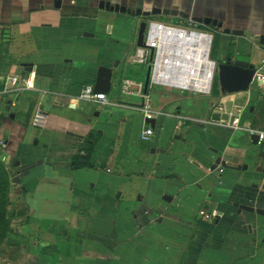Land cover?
<instances>
[{"label": "crops", "instance_id": "1", "mask_svg": "<svg viewBox=\"0 0 264 264\" xmlns=\"http://www.w3.org/2000/svg\"><path fill=\"white\" fill-rule=\"evenodd\" d=\"M100 1L216 20L221 28L205 31L219 36L220 62L230 57L262 72L264 0H0V162L19 178H12L15 214L0 264H264V216L233 206L264 211V145L223 125L242 107L239 118L264 130V83L254 81L239 102L240 93H155L148 85L154 98L147 103L170 120L157 117L148 142L129 140L121 84L129 80L141 20L101 10ZM22 65L32 70L18 71ZM99 66L112 68L106 106L77 100L94 86ZM12 76L28 78L31 88L11 90ZM223 95L228 116L212 121L214 100ZM38 110L46 115L42 128L31 123ZM106 117L117 126L111 139L98 126ZM157 120L168 129L159 137ZM89 133L99 135L86 160ZM127 144L134 148L128 158ZM76 156L83 167H72ZM218 156L246 169L212 172ZM11 159L19 165L10 168ZM249 171L259 179L241 173ZM200 210L217 217L205 221Z\"/></svg>", "mask_w": 264, "mask_h": 264}, {"label": "built area", "instance_id": "2", "mask_svg": "<svg viewBox=\"0 0 264 264\" xmlns=\"http://www.w3.org/2000/svg\"><path fill=\"white\" fill-rule=\"evenodd\" d=\"M191 27L199 28L194 22H188V28L172 26L155 21L147 22L144 34V44L151 47L153 59L150 63L151 72L149 87L160 86L165 89L179 92H191L196 94L209 95L211 93L216 63L210 59V52L213 41V34L194 30ZM149 50L137 48L133 62L148 65ZM262 72L256 70L253 82L264 83V60L261 65ZM11 90L23 91L31 88L30 80L21 76H12L8 80ZM142 83L131 80H123L121 93L124 96H136L147 99L142 95ZM134 88V90H132ZM77 100L86 101L102 106L109 105L107 96L103 93H95L92 86H85L77 95ZM143 114L146 127L139 135L141 142L150 141L154 129L151 127V120H155L162 112L152 110L148 103L142 102L139 108ZM46 115L36 111L32 118V126L42 128L45 125ZM234 124L237 119H234ZM232 121V122H233ZM235 129V128H234ZM249 136H257V144L264 145V130H248ZM221 171V169H220ZM198 216L203 220H213L217 217L216 212H205L200 210Z\"/></svg>", "mask_w": 264, "mask_h": 264}, {"label": "water", "instance_id": "3", "mask_svg": "<svg viewBox=\"0 0 264 264\" xmlns=\"http://www.w3.org/2000/svg\"><path fill=\"white\" fill-rule=\"evenodd\" d=\"M58 3V2H57ZM99 9L109 11V12H115V13H129L132 16L141 17V18H151L154 16L159 15H167V16H173V17H180L185 20H190L194 22L197 25H203L206 27L212 26V27H218L221 28L222 24L217 22L216 20H212L210 18H198V17H190L189 14L178 12L175 10H167V9H158L153 8L150 12H142L141 9L131 10L127 8L126 6L115 4L111 5L110 2L106 1H100L99 2ZM148 20H141V22L138 25V31L136 36V46L138 48H147L149 50V58L146 68V74L145 79L143 83V90L144 93L147 92L148 85H149V78H150V72H151V66L150 63L153 59V52L154 50L151 47H147L144 44V34L146 31ZM229 30H225V33H228ZM235 34L241 35L242 32H234ZM84 36L92 37V35L84 34ZM118 64H115L114 67H117ZM22 69L26 71H31L32 66H26L22 65L18 68V71H21ZM216 70H217V79L219 84V90L221 94H235V93H243L248 92L250 87L253 84L254 75L256 73V70L253 65L241 61V60H235L230 57H228L226 60L220 62L219 64H216ZM111 79H112V68L106 67V66H99L97 68L96 72V80L95 84L93 86V90L95 93H103L107 94L110 91L111 88ZM230 103H228L227 108L229 109ZM95 115H98L96 112ZM221 114L220 113H213L211 116L212 121L218 122L220 121ZM151 127L154 128V120H151ZM250 140L252 141V144L257 145V136L251 135ZM213 153H217L216 150H212ZM84 163V161H83ZM19 164L18 162H15L14 159L10 160L9 167L13 168L14 166L17 167ZM220 168H226V169H236L240 170L246 169V166H238V167H232L228 164V162L221 156L216 157L212 165L210 166V171L217 172L220 170ZM13 182L19 183L18 176H15L13 178ZM163 200H166L168 202L171 201L172 198L168 196H164L162 198ZM233 206L237 209V213H240L241 211H246L249 213H257L259 215H263V210H255L249 206L237 204L234 203ZM157 214L162 213V209L156 210ZM160 218L158 222H160Z\"/></svg>", "mask_w": 264, "mask_h": 264}, {"label": "rangeland", "instance_id": "4", "mask_svg": "<svg viewBox=\"0 0 264 264\" xmlns=\"http://www.w3.org/2000/svg\"><path fill=\"white\" fill-rule=\"evenodd\" d=\"M138 19L141 20L140 17H138ZM148 20L149 21L155 20V21H160V22H162V23H164L166 25L182 26L184 28H188V22L187 21L180 20V19H177V18L176 19H172L171 17H167V18L152 17V18H149ZM191 28L194 29V30H200V31H205L206 30V29H202V27H200V28L191 27ZM137 31H138V25L135 28V37L137 36ZM134 57H135V52H132L130 54V59L133 60ZM210 59L213 60L216 64H219L220 61H221V59L219 58L217 53L215 55L212 54L210 56ZM131 60L128 63V75H127L128 79L132 80V81H135V82H137V81L144 82L147 66L143 65V64H138L136 62H131ZM216 78H217V70L215 72V78L213 80V88H215V86L218 85V90H219V84H218V81L216 80ZM153 88H154V91H156L155 93L163 92V91L166 90L165 88L160 87V86H154ZM251 89H253V87ZM132 90H134V88H132ZM172 92L175 93V94H180L181 93V92L176 91V90H174ZM166 93L167 94H171V93H168L167 91H166ZM182 93L183 94H194V93H191V92H182ZM141 94L142 95H146V93H144L143 88L141 90ZM246 94H247L246 92H243L242 94L240 93V95H237V98H236L235 101H237V102L243 101ZM152 95H151V92H148L149 98H147V99L150 101V103L152 102V100L154 98ZM156 96H157V94H156ZM210 97H214L212 92H211ZM225 97H227V96H224V95H223V97L217 96V99L214 100L213 108H212V111L214 113H220L221 116L222 115L223 116H226V115L228 116L227 109L225 107V102H224L225 101ZM122 98H124L123 100L128 102V119H127L128 125L125 128V134L124 135L126 136L127 139L134 140L136 143H138L139 142V135H140V128H141V124L143 122L142 121L143 120V114H142V112H141V110L139 108H140V106L142 104L141 102L145 101V103H147V99H143V97H136V96H128V97L124 96ZM164 106H165V110H166L168 105L165 104ZM256 106H258V104H256ZM241 109H242V107L239 108V112L233 113L232 118L230 120H226L225 124H223V125H226L228 127L237 129L236 132H238V133L248 132V130H251V129L252 130H257L256 128L250 126V123L248 122L250 120H248L244 116L242 117V119L239 118ZM96 112L97 111L93 112L92 115H95ZM159 112H161V111H159ZM256 112H258V110L255 111V113ZM162 114L163 115H160L158 117L159 119H163L165 122L170 120L168 116H164V113H162ZM258 114L260 115L261 113L258 112ZM252 115H254V114H252ZM251 117H253V116H251ZM92 118H93V121L96 120L94 116ZM234 119L238 120L236 124H234V122H235V121H233ZM160 121L161 120H157V127L155 129V135H154L155 137H159L160 133L168 130L166 128L167 127L166 125L164 126L163 130L160 129V127H159L160 126L159 125ZM109 122H111V121L106 117V118L102 119L100 121V123H99V120H98V126H100V128H102L106 132L107 137L109 139H111V138H114L116 136V134H117V126L109 125L110 124ZM127 147H128V144H127ZM259 147L263 148V145L259 146ZM127 149L128 150H127L126 154H127V158H128V155L131 154V150L133 151L134 148L133 147L132 148L128 147ZM135 154H136V152H135ZM260 156H262V153L260 154ZM263 166H264V164H263ZM6 171H7V174H8L9 190H8V192H5L4 194H3V192L0 193L1 194L0 200L3 202L2 205H3V207H5L6 213L9 215L11 212H13L15 214L14 204L11 202V199H10V197H11L10 195H11V193L13 191V182H12L13 173L10 172L7 167H6ZM241 173H244L245 174L244 176H249V177L254 178V180H256V181L259 179V175H261L258 172H255L256 175H254L253 171L241 172ZM7 198H8L9 204L7 203ZM258 198H259V201L262 204H264V193L260 194ZM143 211H146V208H144ZM243 214L248 215V216L256 215L255 213H249V212H245V211L243 212ZM262 216H264V215H262ZM11 223H12V220H11L10 226H9L10 231L8 232L7 236H9V234L12 232ZM55 259H56V256H55Z\"/></svg>", "mask_w": 264, "mask_h": 264}, {"label": "trees", "instance_id": "5", "mask_svg": "<svg viewBox=\"0 0 264 264\" xmlns=\"http://www.w3.org/2000/svg\"><path fill=\"white\" fill-rule=\"evenodd\" d=\"M198 27L199 28L202 27V29H207V27H205V26L198 25ZM218 46H219V36L217 34H214L210 56L212 54L215 55L217 53ZM214 78H215V75H214ZM216 80L218 81L217 78H216ZM211 90H212L211 92L213 93V95L216 96L218 94V91H217L218 85L215 86V88H213V84H212ZM98 135H99L98 133H89L88 136L86 137L85 143L82 146L83 151L85 153L86 160L89 158L90 153H91L96 141L98 140V138H97ZM85 157H84V159H85ZM80 163H81L80 157L76 156L73 160L72 167L73 168L83 167L84 166V165H82L83 163L82 164H80ZM85 166H90V164L86 163ZM8 190H9V182H8V174L6 171V166L0 162V193L3 192V194H4L5 192H8ZM0 196H1V194H0ZM7 203L9 204L8 198H7ZM2 204H3V202L0 200V245L6 239L7 234L10 231V228H9L10 222L14 217L13 212H11L9 215L6 213L5 207H3Z\"/></svg>", "mask_w": 264, "mask_h": 264}, {"label": "flooded vegetation", "instance_id": "6", "mask_svg": "<svg viewBox=\"0 0 264 264\" xmlns=\"http://www.w3.org/2000/svg\"><path fill=\"white\" fill-rule=\"evenodd\" d=\"M132 10V9H131ZM134 10H136V9H134ZM143 12V11H142ZM131 15V14H130ZM141 18V17H140ZM149 19V18H148ZM148 19H145V18H141V20H148ZM149 21V20H148Z\"/></svg>", "mask_w": 264, "mask_h": 264}]
</instances>
